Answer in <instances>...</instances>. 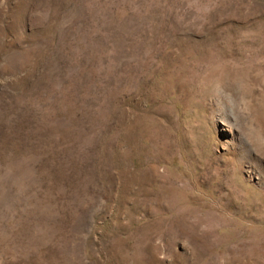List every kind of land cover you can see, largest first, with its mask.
<instances>
[{"label": "rangeland", "instance_id": "obj_1", "mask_svg": "<svg viewBox=\"0 0 264 264\" xmlns=\"http://www.w3.org/2000/svg\"><path fill=\"white\" fill-rule=\"evenodd\" d=\"M0 264H264V0H0Z\"/></svg>", "mask_w": 264, "mask_h": 264}, {"label": "bare ground", "instance_id": "obj_2", "mask_svg": "<svg viewBox=\"0 0 264 264\" xmlns=\"http://www.w3.org/2000/svg\"><path fill=\"white\" fill-rule=\"evenodd\" d=\"M235 121L236 120H234L233 115L229 113L226 119H223L222 121H220V124L224 127L221 130L226 131V132H235L236 131Z\"/></svg>", "mask_w": 264, "mask_h": 264}]
</instances>
